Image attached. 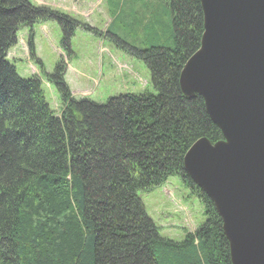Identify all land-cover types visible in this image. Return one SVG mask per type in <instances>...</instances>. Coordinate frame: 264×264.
Here are the masks:
<instances>
[{
  "label": "trees",
  "instance_id": "obj_1",
  "mask_svg": "<svg viewBox=\"0 0 264 264\" xmlns=\"http://www.w3.org/2000/svg\"><path fill=\"white\" fill-rule=\"evenodd\" d=\"M157 1L161 13L147 20L155 44L126 47L145 63L155 93L106 103L77 99L62 63L47 77L60 95L56 114L40 79L20 77L7 57L25 26L51 18L62 24L63 42L77 26L28 0H0V264H232L221 217L184 170L193 143L223 139L205 100L187 98L180 87L186 62L201 47L202 6ZM152 8L143 13L150 16ZM113 38L125 49L124 40ZM171 177L196 196L205 215L181 242L161 237L140 195Z\"/></svg>",
  "mask_w": 264,
  "mask_h": 264
},
{
  "label": "water",
  "instance_id": "obj_2",
  "mask_svg": "<svg viewBox=\"0 0 264 264\" xmlns=\"http://www.w3.org/2000/svg\"><path fill=\"white\" fill-rule=\"evenodd\" d=\"M201 47L180 87L223 134L199 139L184 170L221 217L232 264H264V0H200Z\"/></svg>",
  "mask_w": 264,
  "mask_h": 264
},
{
  "label": "rangeland",
  "instance_id": "obj_3",
  "mask_svg": "<svg viewBox=\"0 0 264 264\" xmlns=\"http://www.w3.org/2000/svg\"><path fill=\"white\" fill-rule=\"evenodd\" d=\"M28 1L33 7L67 18L77 26L66 42L62 24L51 18L34 28L25 26L18 32L17 42L7 57L20 77L40 79L47 102L56 114L61 109L60 95L47 77L62 63L66 70L64 80L77 99L106 103L110 97L121 94L155 93L145 63L130 55L126 47L143 51L155 44L147 24L153 14L161 13L160 1L123 0L119 10L117 0ZM147 7L152 8L150 16L143 13ZM129 10L137 14L131 16ZM115 35L127 43H123L126 50L122 44H116ZM140 195L161 237L181 242L205 221L203 205L177 177H171L167 184L149 194Z\"/></svg>",
  "mask_w": 264,
  "mask_h": 264
}]
</instances>
